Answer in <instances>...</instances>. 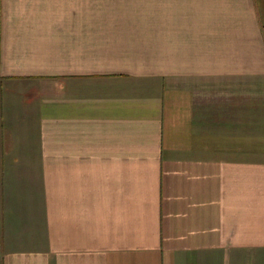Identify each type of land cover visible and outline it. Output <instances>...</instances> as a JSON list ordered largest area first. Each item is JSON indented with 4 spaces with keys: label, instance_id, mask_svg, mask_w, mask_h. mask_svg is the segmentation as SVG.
Here are the masks:
<instances>
[{
    "label": "crops",
    "instance_id": "0c3cea01",
    "mask_svg": "<svg viewBox=\"0 0 264 264\" xmlns=\"http://www.w3.org/2000/svg\"><path fill=\"white\" fill-rule=\"evenodd\" d=\"M0 264H264V0H0Z\"/></svg>",
    "mask_w": 264,
    "mask_h": 264
}]
</instances>
